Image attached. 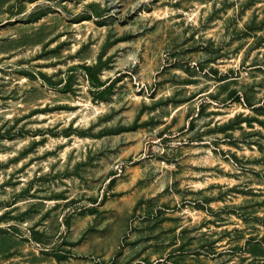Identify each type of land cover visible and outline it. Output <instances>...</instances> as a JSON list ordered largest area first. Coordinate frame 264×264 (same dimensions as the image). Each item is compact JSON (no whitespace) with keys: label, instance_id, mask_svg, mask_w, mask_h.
<instances>
[{"label":"rangeland","instance_id":"1","mask_svg":"<svg viewBox=\"0 0 264 264\" xmlns=\"http://www.w3.org/2000/svg\"><path fill=\"white\" fill-rule=\"evenodd\" d=\"M0 264H264V0H0Z\"/></svg>","mask_w":264,"mask_h":264}]
</instances>
